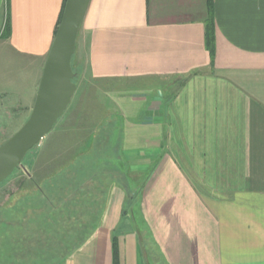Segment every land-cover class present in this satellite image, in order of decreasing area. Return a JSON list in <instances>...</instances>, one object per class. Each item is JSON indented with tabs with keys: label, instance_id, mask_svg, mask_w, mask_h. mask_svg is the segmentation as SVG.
<instances>
[{
	"label": "crops",
	"instance_id": "obj_1",
	"mask_svg": "<svg viewBox=\"0 0 264 264\" xmlns=\"http://www.w3.org/2000/svg\"><path fill=\"white\" fill-rule=\"evenodd\" d=\"M65 4L0 0V118L22 124L0 137L33 111ZM76 56L96 99L0 219L67 234L54 264H264V0H91Z\"/></svg>",
	"mask_w": 264,
	"mask_h": 264
},
{
	"label": "water",
	"instance_id": "obj_2",
	"mask_svg": "<svg viewBox=\"0 0 264 264\" xmlns=\"http://www.w3.org/2000/svg\"><path fill=\"white\" fill-rule=\"evenodd\" d=\"M91 0H67L47 58L33 111L28 121L0 145V183L22 164L27 152L55 126L77 88L72 57Z\"/></svg>",
	"mask_w": 264,
	"mask_h": 264
},
{
	"label": "rangeland",
	"instance_id": "obj_3",
	"mask_svg": "<svg viewBox=\"0 0 264 264\" xmlns=\"http://www.w3.org/2000/svg\"><path fill=\"white\" fill-rule=\"evenodd\" d=\"M72 70L74 72L73 81L74 83H78L79 89L76 91L74 95L71 106L68 111L65 113L63 119L56 122L53 127V131L49 133L50 135L45 136L37 145H35L31 150L27 153L26 158L22 161V164L18 166L15 173H13L8 179L4 182V184L0 185V202L2 203V198L5 200L10 196L9 194L13 191H18L20 187H24V189L28 188L31 183L28 181V176L26 174L34 172L37 174V177L45 175L49 172V169L54 168L56 163V158L46 155L47 150L49 148H53L57 150L60 147V128L64 126L65 119L69 116L73 108L83 100H87L90 97L95 98L94 93L90 92L88 88L87 82L84 81L85 76H83L81 62L76 56V50L72 57ZM4 66V65H3ZM0 65V77H6L5 73L7 72L4 69H7ZM9 70V69H8ZM10 70L13 68L10 67ZM9 70V71H10ZM1 79V78H0ZM87 84V85H86ZM2 86H4V82H2ZM96 99V98H95ZM83 102L82 105H84ZM2 106V103H0ZM22 119V118H20ZM21 122H11L5 120L4 118H0V130L5 128L8 129L9 133H11L12 129H16L21 126ZM7 138L0 137V145L4 143ZM56 152V151H55ZM34 159V163L32 161ZM40 175V176H39ZM137 201L134 204V207H137ZM5 217V216H4ZM10 229L3 228L1 226L0 229V264H54L60 258V251H57L52 245L51 240L48 236L39 235L36 236L32 241H29L25 244V240H22L23 237H10ZM14 233V232H13ZM5 234V235H4ZM10 240V241H9Z\"/></svg>",
	"mask_w": 264,
	"mask_h": 264
},
{
	"label": "trees",
	"instance_id": "obj_4",
	"mask_svg": "<svg viewBox=\"0 0 264 264\" xmlns=\"http://www.w3.org/2000/svg\"><path fill=\"white\" fill-rule=\"evenodd\" d=\"M29 180L31 181L32 184L29 185L28 188L31 187V186H39L40 185V181L37 178H35L34 176L31 179H29ZM3 183L4 182L0 183V185L3 184ZM20 189H24V187H20ZM12 194H13V192L10 193L9 195H12ZM1 200H2V203L7 201V199L5 200L4 197ZM2 203H0V207L3 205ZM6 211H4V213H2L3 216L1 215L2 218L0 219V223H1L0 226H2L3 228L6 227V228L10 229V232H11L10 233V237L11 238L13 236H15V238L17 236L18 237H23L22 240H25V244H27L29 241H32V239H34L36 236L40 235L39 234L40 231H39V233H37V230H35L36 227H35V225H33V222H37V219H36V221L34 220V215H32L31 216L32 218H29V219H25V218H21L20 219V217L13 216L9 220L8 219L9 218L8 211L7 212ZM47 214H48V216H51V215L54 214V212H49ZM45 219L44 220H45V223L47 225L52 223L51 219H47V218H45ZM65 220H66V222L70 221L68 219H65ZM40 221H42V219ZM61 222H63V220L60 221V225H61ZM45 223L43 222L42 225H45ZM69 235H71V234H69ZM45 236H48L50 238L51 243L49 245H52L54 248H58L60 246L58 239L61 240L63 238L65 240L66 244H67V242L70 241V238H68L67 234H65V236H60V238H57L56 236L51 235L49 233L45 234Z\"/></svg>",
	"mask_w": 264,
	"mask_h": 264
}]
</instances>
